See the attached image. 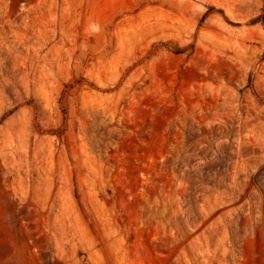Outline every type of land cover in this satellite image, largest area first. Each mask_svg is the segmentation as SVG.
<instances>
[{
    "label": "rangeland",
    "instance_id": "rangeland-1",
    "mask_svg": "<svg viewBox=\"0 0 264 264\" xmlns=\"http://www.w3.org/2000/svg\"><path fill=\"white\" fill-rule=\"evenodd\" d=\"M0 264H264V0H0Z\"/></svg>",
    "mask_w": 264,
    "mask_h": 264
}]
</instances>
